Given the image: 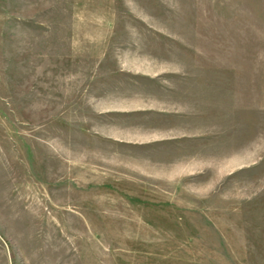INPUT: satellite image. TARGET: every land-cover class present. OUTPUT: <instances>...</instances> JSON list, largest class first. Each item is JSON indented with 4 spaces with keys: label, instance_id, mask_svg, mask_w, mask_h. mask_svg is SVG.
Here are the masks:
<instances>
[{
    "label": "rangeland",
    "instance_id": "374dc122",
    "mask_svg": "<svg viewBox=\"0 0 264 264\" xmlns=\"http://www.w3.org/2000/svg\"><path fill=\"white\" fill-rule=\"evenodd\" d=\"M0 264H264V0H0Z\"/></svg>",
    "mask_w": 264,
    "mask_h": 264
}]
</instances>
